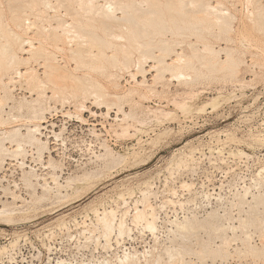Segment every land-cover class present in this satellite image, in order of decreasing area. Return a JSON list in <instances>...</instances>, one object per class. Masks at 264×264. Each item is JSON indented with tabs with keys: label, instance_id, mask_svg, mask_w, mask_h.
Wrapping results in <instances>:
<instances>
[{
	"label": "rangeland",
	"instance_id": "1",
	"mask_svg": "<svg viewBox=\"0 0 264 264\" xmlns=\"http://www.w3.org/2000/svg\"><path fill=\"white\" fill-rule=\"evenodd\" d=\"M0 1V8L4 9L3 18L5 17V19L2 18V30H9L12 27L13 30L21 32L22 29L17 28L12 19V4L6 0ZM204 1L217 6L219 10L229 12L230 14L226 16L234 13L235 18L229 20L228 27L215 24H210L208 27L200 25L202 30L199 32L193 29L182 36L167 33L163 37L172 47L171 52L164 55L168 64L172 65L178 55H182L192 60L195 68L168 69L160 72L161 70L154 68V65H157L156 62L148 61L145 64V73H137L138 67L135 65H132L130 70H126L127 68L123 65L116 63L113 65L104 59L105 64L110 66L106 72L96 71V73L89 70L93 77L100 80L103 78L101 81L106 86L107 93L112 95L107 97L104 103L97 102L93 96V98H90L91 96L87 98L83 95L75 96L77 99L69 98V100L63 96V100L62 95L54 96L55 92L52 88V90L48 88L45 91L41 90L40 93L34 85L29 88L28 80L22 79L24 76L22 78L16 76L15 81H10V75H0V78L2 77L0 79V99L4 101V103L0 102L3 104H0V115L8 120L6 124H0V139H4V132L7 130L17 127L22 133H26L28 126L38 123L42 125V134L38 137L47 142L48 146V149L40 155L36 145L25 144V151L15 156L16 141L4 139L2 150L0 144V156L2 154L0 208L12 206L11 210L17 211L15 216L25 219L23 221L19 219L16 223L0 221L2 222L0 223V264H100L102 259L108 260L110 264H120L118 259L125 254L123 252L127 251L131 252V256L135 253L134 251H137L135 258H139L138 264H146V257L149 258L147 264L151 262L154 264L156 258H160L162 263L167 264L165 260H168V256L165 249L172 246L173 252L180 248L184 255L187 250H190L185 255V263L182 262V264H229V261H231L230 264H264V253L260 250L263 247L261 236L264 237V224L262 223L264 203L258 205L257 201H263L254 200L252 196L257 194L255 197L259 198V194L264 193V181L262 183L260 180V184H255L256 182L253 181L256 180L255 178H260L257 174L264 168V23L250 17L251 11L247 12L253 11L256 7L255 0L252 3L248 0ZM53 2L56 1L53 0ZM100 2L104 4L105 0H100ZM262 3L264 4V0ZM49 11H51L49 15H54L53 9ZM30 20H35V17L31 16ZM36 21H39L38 16ZM38 23L43 24L41 20ZM229 26L233 31L228 29ZM28 30L29 33H24V36L33 37V29ZM191 46L199 50L206 46L217 49L219 59L226 63H223L220 70H211L202 64L200 59L198 63V58L193 56ZM25 51L19 49V56L28 59L31 54ZM201 52L207 54L205 50ZM229 55L232 58L234 56V59L227 61ZM137 57L138 53H134V60ZM67 58L60 55V60L63 59L62 64H67L73 69L75 62ZM27 63L28 61L24 63L26 65L20 67L23 73L29 66L34 67L45 80L44 68L39 64L43 63V58H29V63ZM236 64L238 66H235ZM236 68L237 71H235ZM178 70L190 72L192 77L199 75V78L194 81H181L174 78V73ZM86 72L88 71H79L80 74ZM132 73H137L138 82L135 81ZM31 88L35 89L32 91ZM114 93L122 95L120 106L131 115L130 117L125 118L124 112L118 111L119 105L115 103ZM38 98L44 104L45 110L43 114L36 117L32 115L30 108L33 104H40L35 102ZM213 99L218 102L216 106L212 104ZM165 131L166 133L158 143H151L153 138ZM106 147L113 151L114 157L110 155V158L105 155L103 160V155L107 154ZM142 147L147 148V151ZM191 149H194L191 157L195 160L187 156V152ZM100 154H103L102 157ZM120 158L123 160L121 161ZM184 159H186V164L183 162ZM105 160L110 163L107 165ZM114 161L117 162L114 163ZM52 164L57 166L55 170ZM31 170H34L38 177H33V184L29 185L25 176ZM54 172L64 187H57L51 177ZM79 176L82 179H79ZM86 178L89 179L86 180ZM66 181H70L71 184L67 183L72 187L68 188ZM74 181L78 183L73 185L76 183ZM79 181L84 184L82 185ZM145 181L147 183H144ZM183 183L190 184L188 187L192 186V188L184 186ZM244 186L250 187L248 194L254 193L248 195L249 197L241 196L246 198L243 200L245 202L238 196L239 193L244 194L247 188ZM50 187L53 189L50 190ZM174 190L177 195H173ZM144 191L151 194H146ZM145 195H147V200L153 204L159 218L155 238L151 230L146 229L145 222H137L138 225H135V222V224L131 223V215L136 205L134 201L138 198L144 199ZM120 196H125V198L120 199ZM172 198L174 202H170ZM249 199H253L255 203L252 204ZM179 200L185 201L183 206L179 204ZM239 200L242 203H239ZM125 201L126 204H124ZM4 203L7 205L4 206ZM139 205L143 207L142 202ZM238 206L244 208L240 209ZM127 207L130 213L126 216V223L129 227L131 226V234L128 235L130 238L126 234L122 237L123 241L120 239L123 244L120 242L116 245L118 244L115 242L116 235H112L111 248L103 245L105 239L101 236L97 215H102L104 210L113 209L117 211V215L120 212L118 215L120 217L121 212ZM210 212L212 214H209ZM225 212L234 218L228 217ZM194 214L198 218H194ZM241 215L246 216V220L250 219L255 226L247 225L250 221L247 223L244 218L240 220ZM256 216L259 217L254 219ZM184 218L192 219L195 224L192 235L189 234L190 231L180 233L183 236L188 234L187 238L180 234L176 235L178 231L173 230L176 228L173 221H183ZM230 222L235 227L238 225L235 229L238 235L235 230L228 228L231 225ZM259 223H261L260 228H258ZM223 224L226 225L225 227L227 224L229 226L226 230H218ZM219 225L221 226L218 227ZM245 225L249 227L246 226L245 229L243 227ZM95 226L100 229L96 227L97 230H95ZM207 227L208 231L205 230ZM247 228L248 232H246ZM196 229H201V231L197 233ZM221 232H226L230 237L224 233L222 237ZM173 235L179 236L178 239L172 238ZM234 235L237 237L232 238V241L231 237ZM168 237L171 239L169 240ZM226 237L231 239V245L224 247V250L228 248L230 251L225 255L223 247L217 248V246L223 244V239ZM182 240L186 242V245ZM203 241L209 245H205ZM14 242H17L16 245ZM243 242L244 244L249 242V244L244 245ZM178 243L179 248L176 249L177 246L174 245ZM169 245L170 247H165ZM188 246L192 249L190 247L184 249ZM205 246H209L206 249L213 252L209 254L211 251H204ZM3 247H6L8 252ZM124 247L129 249L125 248L127 250L125 251ZM235 247L240 251L235 250ZM217 249L218 251L222 249V251L218 254L215 251ZM143 251H145L144 254ZM246 251L247 253H244ZM220 252H223L222 256L223 254L225 256L222 260L218 256L221 255ZM145 253L149 255L146 256ZM232 253L235 256L231 255ZM178 262L175 263L181 264Z\"/></svg>",
	"mask_w": 264,
	"mask_h": 264
},
{
	"label": "bare ground",
	"instance_id": "2",
	"mask_svg": "<svg viewBox=\"0 0 264 264\" xmlns=\"http://www.w3.org/2000/svg\"><path fill=\"white\" fill-rule=\"evenodd\" d=\"M6 1L9 4H12V19L15 22L16 27L19 29H22V30H21V32L16 31V30H13L12 27H11L12 30H11V28H9V30H6V29L2 30V18H3L2 11L4 9L1 10L3 8V7H1L0 8V75L1 76L5 75V74L10 75V81H15V78H17L16 76H19L20 78H22L24 76L22 79L28 80L27 82H29V84H28L29 88L31 87V85L32 86L34 85L35 88L38 89L39 93L41 92V90L45 91L47 88L49 90L52 88L56 94V95L54 94L55 97L57 95H62V97L65 96V98L67 100H69V98L72 99V97H75V96L79 97L78 95H83L87 98L89 96H91L90 98L94 97L97 102L101 101V103H104L105 101H107V97L112 96V95H109L107 93L106 86L101 81L103 78L100 80L97 77H93V75L90 73V71L93 70L95 72L96 71H101L103 73L106 72V70L110 66H107L105 64L104 59H107L113 65H115L114 63L123 65V67L127 68L126 70H128L132 65H135L136 67H138L137 73H139V72L145 73V71H146L145 70V64H147L148 61L149 62L150 61L156 62L157 65H154V68L158 69V71L161 70L160 72H163V71L168 70V69L174 70L177 68H181V69H186V68L192 69L193 68L194 69L195 65L193 64V61L188 59L187 57L182 56V55H178V57L176 58V60H174V63L172 65L168 64L166 62L164 55L166 53L169 54L171 52L172 47L168 43L167 40L163 39V37L167 33L168 34L172 33L171 35L175 34V35L182 36V35L187 34V31L193 30V29L195 31L199 32L202 30V27H200V25H204V26L208 27L210 24H215L216 26L219 25V26H225V27L227 26L228 27L229 20L235 18V16L233 15L234 13L232 15L226 16V14H230V13L227 11L225 12L224 10H219V8L217 6H215L209 2H205L204 0H164V1H162V0H105L104 4L101 3L102 1L100 2V0H55L56 1L55 3L53 2V0H6ZM248 1H249V3L250 2L252 3L253 0H248ZM255 3L257 5H256V7H254L253 11L248 9L249 11H247V12L251 11L250 17L256 18L257 21H260V22L262 21V23H264V4L262 3V0H255ZM50 9L54 10V15H51V14H50L51 16L49 15V12H51V11H49ZM120 13H121V15H120ZM31 16L35 17V20L31 21L30 20ZM37 16L39 18V21L41 20V23L43 22L42 25H40L38 23L39 21L38 22L36 21ZM247 16H249V15H247ZM247 16L245 18H247ZM3 19H5V17ZM27 20H30V21L27 22ZM260 22H258V23H260ZM6 23L8 24V22H6ZM8 26H9V24H8ZM23 26L25 28H23ZM4 28H5V26H4ZM28 29L29 30L33 29V34H34L33 37L32 36L30 37V35L24 36V33L25 34L29 33V32H27ZM228 29L232 30V28H230V26ZM206 30H208V29H206ZM27 47H28V49H26ZM192 48H191V50L193 52V56H195V58L196 57L198 58V60H197V61H199L198 63H200V60H201L202 64L206 65L207 68L209 67V69H211V70H217L223 65V63H226V62L221 61L219 59V51H217V49L215 50L214 48H211L209 46H206L204 49H200V50L196 49V48H193V49ZM19 49H22L23 51H25V50L28 51V53L31 54V57L29 56L28 59H23L22 57H20L19 56L20 54L18 53ZM198 50L200 51L201 54L199 53ZM201 50H203V51L205 50V52L207 54H203L201 52ZM59 52H60V54H59ZM109 52H111V53H109ZM134 53H138V57L136 60H134ZM60 55L66 56L70 60L72 59L75 62V66L73 67V69L70 68L67 64H62L61 61L63 59L60 60ZM29 58H34V59L43 58V63H39V64H41L44 68L45 80L41 78V76L37 73V70L34 67L29 66V68L24 73L22 72V69H20V67H21V65H26V64H24L26 61H28V63H29ZM231 58H232V56L229 55L227 61L231 60ZM232 59H234V56ZM73 61H71V62L73 63ZM36 65H38V64H36ZM117 66L119 67V65H117ZM235 66H238V64H236ZM25 67H27V66H25ZM111 67H112V65H111ZM118 67H115V68H118ZM80 70H83V71L87 70L88 72L80 74L79 73ZM119 70H121V69H119ZM235 71H237V68ZM137 73H132L131 75L133 76L135 81L138 82L139 80H137V78H136ZM174 74H175L174 78H178L181 81L182 80L194 81V80H197L199 78V75L198 76L195 75L192 77L190 72H187L185 70H178ZM112 79H113V77H112ZM35 88H31L32 91ZM41 96H43V95H41ZM41 96H38V97H41ZM83 96H81V97H83ZM113 97L116 100L115 103H117L119 105L118 111L119 112L123 111L125 118L130 117L131 115L129 113H126L122 109V106H120V102L122 100V95H120L118 93H114ZM87 98L85 100H87ZM110 98H112V97H110ZM220 98H221V96H220ZM0 100H1L0 102L3 101V99H0ZM63 100H64V97H63ZM218 100H219V98H218ZM35 102L40 103V104L39 105L33 104L31 106L30 110L32 111V115L37 117L38 115L43 114V111L45 110V106L42 102L39 101V98L36 99ZM3 103H4V101H3ZM217 103L218 102H216V99L215 100L213 99V101H212L213 106H216ZM0 104L3 105L2 103H0ZM108 104H110V103H108ZM82 106L85 107V105H82ZM207 106H208V104H207ZM83 107H81V108H83ZM211 107H212V105H211ZM12 118L15 119V117H12ZM125 118H123V120ZM7 121H8L7 119H4L0 115V124L4 125L7 123ZM141 132H143V131H141ZM4 133H5L4 139H11L13 141H16V143H17V148L15 150V156H18L25 151L24 150L25 144H30L33 146L36 145L37 149H38L37 151L40 155H42L45 152V150L48 149L47 142L42 141L41 138L38 137L39 134L40 135L42 134V125L41 124L35 123L32 126H28L26 133H22L20 131V128H17V127L12 128L11 130H7ZM165 133H166V131L158 134L155 138H153L151 143L152 144L158 143V141L161 140V137ZM4 139H0L1 150L3 147L2 141ZM151 146H155V145H151ZM105 149H107L106 150L107 154H104V153H103L104 155L100 154L101 155L100 157H102V155H103V157L105 155H107L109 157L111 155V157L112 156L114 157V155H112L113 151H110L109 147L108 148L106 147ZM144 150L147 151V148ZM150 152L151 151H149V153ZM193 152H194V149H191L190 152H187L188 153L187 156L189 155V157H191L193 155L192 154ZM184 153L185 152H183V154ZM113 154H115V153H113ZM103 157H102V159L104 160L105 157L104 158ZM109 157H107V158H109ZM179 157H181V156H179ZM182 157H184V156H182ZM116 158L117 157H115V160H117ZM191 158H193V157H191ZM182 159H180V160H182ZM188 159L189 158H187V160ZM193 159L195 160V158H193ZM107 160H109V159H107ZM122 160L123 159H121V161ZM185 160L186 159H184V161H183L184 163L186 162ZM118 161H120V160H118ZM1 162H2V154L0 156V163ZM105 162L107 163V165H108V163H110L106 160H105ZM116 162L114 161V163H116ZM138 162H140V161H138ZM180 163H182V162L180 161ZM180 163H178V165H180ZM184 163L182 164L183 166L186 164V163L185 164ZM187 164H188V162H187ZM113 165L115 166V164H113ZM52 166H53L54 170L57 168V166L55 164H52ZM178 168L180 169V167H178ZM263 172H264V168H262L259 171V173L257 174V177L259 176L260 178L259 179L255 178L256 180H253L254 182H256L255 184H260L261 181L263 183V181H264ZM85 174H83V175L85 176ZM33 177H38V174L36 172H34V170L29 171L25 176V180L27 181V183L29 185L33 184ZM51 177L53 178V181L56 183L57 187L58 186L64 187L58 181L59 177L57 176V174L55 172L53 173V176H51ZM87 177H89V176H87ZM79 179H82V177L79 176ZM79 179H77V180H79ZM87 179H89V178H86V180ZM70 181H66V185H68L70 183ZM147 181H145L144 183H147ZM67 182H69V183H67ZM75 182L76 181H74V183ZM86 182H88V181H86ZM71 183H73V182L71 181ZM77 183L78 182H76L73 185H76ZM80 183L82 184L83 182H80ZM47 184H49V183H47ZM87 184L88 183H86V185ZM189 185L190 184H187V183L184 184V186H186V187H188ZM68 186H67L68 188L72 187L70 185H68ZM153 186H151V187H153ZM184 186H183V188H184ZM81 188L84 189V187H82V186H81ZM87 188L88 187L86 186L85 189H87ZM188 188H190V187H188ZM191 188H192V186H191ZM51 189H53V188L50 187V190ZM260 189H259V191H260ZM45 190H46V188H45ZM48 190H49V188H48ZM58 190H60V189H58ZM186 190H188V189L186 188ZM249 190H250V187L248 186L246 188V190H244V194L242 193L243 195H240V193L238 194V196H240V199H242V201L245 200L246 198L244 199L241 196L247 197L248 195L254 194V193L248 194ZM147 191H149V190H147ZM147 191H144V192L146 193ZM174 191H173V195L176 193V191L175 192ZM49 193H51V192H49ZM122 194H124V193H122ZM122 194H120V195H122ZM128 194H130V193H128ZM146 194H151V193H146ZM260 194L258 196L259 198H256L257 194L252 195V196H254V198H253L254 200L259 199L260 201H263V202L257 201L256 203H258V205H259V203H261V204L264 203V193L263 194L260 193ZM48 195H45V196H48ZM60 195H61V193H60ZM125 195H126V193H125ZM131 195H133V194H131ZM175 195H177V194H175ZM69 196H71V195H69ZM122 196H120V199ZM149 196H148V199H149ZM53 197H51V198H53ZM60 197H58V198L60 199ZM173 197L175 198V196H173ZM45 198H48V197H45ZM124 198H125V196L122 197V199H124ZM143 198L144 199L135 198L137 200L134 201L135 202L134 204H136V205H135V211L131 215V218H132L131 223L133 224L135 222L136 224L135 223L134 224L138 225V223H141V222L144 223L145 222V225L147 227L146 229L147 230L150 229L151 230L150 232H152L151 234H153V236L155 238V237H157L156 232L158 229V224H157L158 220L157 219H159L157 217V214H156L157 211L155 212V208H154L153 204L149 200H147V195H145ZM174 198L170 199V202L171 201L174 202L175 201V200H173ZM237 198L239 199V197H237ZM253 199H251V200L249 199L250 202H252V204H253V202L255 203V201H253ZM126 201L124 204H126ZM247 201L248 200H246V202ZM140 202H142L143 207H140V205H139ZM184 202L179 200V204H181V206H183ZM243 202H245V201H243ZM239 203H242V202L240 201ZM172 204H174V203H172ZM245 204L248 205L247 203H245ZM5 205H7V204L4 203V206ZM239 205H241V204H239ZM255 205L257 206V204H255ZM242 206H243V204H242ZM242 206H241V208H244ZM7 207L0 208V221L8 222V223H12V222L16 223V221H19V219H22V221L25 220L23 217L19 218V216L18 217L15 216L17 211L11 210V209H13L12 206H10L11 208L9 207L10 209ZM61 207H62V205H61ZM250 209L252 210L251 207H250ZM30 210H33V209H30ZM248 210H249V208H248ZM24 211H26V210H24ZM99 211H97V212H99ZM212 211L214 212V210H212ZM31 212H33V211H31ZM211 212L209 214H212ZM119 213L120 212H118V215H119ZM129 213H130L129 208L127 207V208H125L124 211L121 212L120 217H118L117 211H115L113 209L104 210L102 212V215H99V214L97 215V217H98L97 224H99V226L101 228V232H100V230H99V232L101 233V236H103L105 239V244L103 243V245H106V246L111 248L112 235H116V241L115 242L118 243L116 245H119L121 242L120 239L121 240L123 239L122 237H124L126 234H127L126 236L131 234L130 233L131 232V226L129 227L126 223V216ZM215 214H217V213H215ZM225 214H226V212H225ZM227 214H228V212H227ZM249 215H251V214H249ZM185 217H187V216H185ZM193 217L198 218V216L196 217L195 214ZM207 217H209V216H207ZM228 217L234 218L232 216H229V214H228ZM257 217H259V216H256L254 219H256ZM27 218H26V220H29ZM226 218H227V216H226ZM239 218H240V216H239ZM243 218L246 222L250 221L249 218H248L249 220H246V216L245 217L242 216V218H240V220H243ZM205 219L206 218H204V220ZM179 220H181V219H179ZM229 221H232V220H229ZM245 221H243V223H245ZM257 221H258V219H257ZM263 221H262V223L264 224ZM2 222H0V223H2ZM170 222H172V221H170ZM239 222H242V221H239ZM258 222H260V220ZM173 223L175 224V227H176L175 228L176 230L175 229H173V230L178 231V233L176 232V235L183 233L184 231H186V232L190 231L189 234L190 235L193 234L192 231H193V229H195V226H194L195 224L192 221V219L190 220V218H186L183 221H176L175 220V221H173ZM196 223H197V221H196ZM224 223L226 224V222H224ZM230 223H229V225H230ZM250 224L252 226H255L252 223V221H250V223L247 225H250ZM260 224L261 223H259L258 228L261 227ZM223 225L218 226V227L221 226L220 227L221 229H218V228H216V229L222 231L223 229L226 230V228L229 226L228 224H227V227H225L226 225H224V226ZM231 225H233V223H231ZM231 225L228 228H231L233 230L237 229L236 227L238 225L236 227L234 225L233 226H231ZM242 225H244V224H242ZM247 225H245L243 227L246 229ZM92 227H93V225H92ZM96 227L97 226L94 227L95 230H97ZM247 227H249V226H247ZM100 228H98V229H100ZM206 229H208V227L205 228V230ZM92 230L90 231L91 233H92ZM170 230H171V228H170ZM199 230L201 231V229H199ZM199 230L196 229L197 233ZM244 230H241V231H244ZM171 231H169V232H171ZM206 231H208V230H206ZM210 231H212V230L210 229ZM230 231H232V230H230ZM215 232H217V231H215ZM246 232H248V228H247ZM93 233H95V232H93ZM173 233L175 235V232H173ZM223 233L225 235H227L226 232H221L222 237H223ZM262 233H263V231H262ZM236 234H237V231H236ZM174 235L172 236V238L176 236V235L175 236ZM180 235H182V234H180ZM187 235L186 236L182 235V236L187 238ZM250 236H248V238ZM128 237L130 238V236H128ZM177 237H179V236H177ZM177 237H175V238L178 239ZM228 237H230V236H228ZM228 237L223 239L224 240L223 244L225 246L222 243H221L222 246H220L221 244L217 246V248L223 247V251H225L224 254L226 252L227 253L230 252L228 248L226 249L228 251L224 250V247H230V246H227L229 244L231 245L230 240L234 237H237V236L234 235L233 237H231V239ZM261 237H262L261 242L263 243V245H262L263 247L261 246L262 249H260V250H262L264 253V237L263 236H261ZM18 238L20 239V237H18ZM99 238H101V237H99ZM168 239H169V237H168ZM188 239H185V240L187 241ZM245 239H247V238H245ZM250 240H252L251 237H250ZM232 241H233V239H232ZM244 241H246V240H244ZM182 242H183V240H182ZM16 243H15V245H16ZM247 243L249 244V242H247ZM247 243H245V244L248 245ZM204 244L206 245L208 243L204 242ZM243 244H244V242H243ZM15 245H13V246H15ZM174 246H177L176 249L179 248L178 247L179 243H178V245H174ZM202 246H204V245H202ZM128 247H124V250L127 251L125 248H128ZM165 247H170V245L165 246ZM172 247L167 248L168 250L165 249V251L168 252V254H167V252H165L166 255L168 256L167 257L168 260H165V261H167L166 263L167 264H176L175 262H178V261H179L178 263L181 262V264H182V262L185 263V255L188 254V251L190 252V250H187V253L184 251L186 253L184 255L183 250H181L179 248V250H177L176 252H173L174 248L172 249ZM189 247L190 246L184 247V249L189 248ZM206 247L208 248L209 246H205L204 251L207 250ZM261 247H258V248H261ZM3 248H4V250H6V247H3ZM190 249H192V248L190 247ZM234 249L237 250L238 248L236 249V247H235ZM239 249H241V248L239 247ZM250 249L248 251H250ZM146 250L148 251L149 249H146ZM201 250H199V252ZM242 250H244V249H242ZM145 251H143V254ZM151 251H153V250H151ZM207 251H211V250H207ZM215 251H217V253H218L219 251H222V249H220L219 251L217 249ZM237 251H240V250H237ZM1 252H2V250H1ZM3 252H5V251H3ZM128 252L129 251L123 252L125 254L124 255L122 254L121 258L118 259V260H120L119 261L120 264H138L139 258L138 259L135 258L137 256L135 254L137 251H134L135 253L133 252L134 254H132V256H131V252H129V253ZM212 252L213 251L209 252V254ZM220 253H221V255H218V256H220V259L222 260V257L224 258L225 256H224V254L222 256L223 252H220ZM242 253H239V255L240 254L242 255ZM244 253H247V251ZM139 254L141 255V252ZM214 254H215V256L217 255L216 252ZM233 254L234 253H232L231 255H233ZM148 255L149 254L147 253L146 256H148ZM154 255H155V253H154ZM154 255H153V257H154ZM206 255L208 256V254H204V256H206ZM146 256L143 255V257H146ZM183 256H184V258H183ZM233 256H235V255H233ZM158 257H160V255ZM228 258H230V257H228ZM228 258H226V259L229 260ZM145 259L147 262L149 261L148 257H146ZM156 259H155L154 264H160V262L162 260H160V258H158L157 260ZM176 259H178V261ZM206 259H207V257H206ZM102 260L103 261L100 264H108L109 263L108 260H104V259H102ZM153 260H154V258H153ZM142 261L143 260H141V262ZM168 261L170 263H168ZM223 261H225V260H223ZM147 262H146V264H147ZM229 262L231 263V261H229ZM261 262H263V261H261ZM86 264H88V263H86ZM151 264H153V263L151 262Z\"/></svg>",
	"mask_w": 264,
	"mask_h": 264
}]
</instances>
